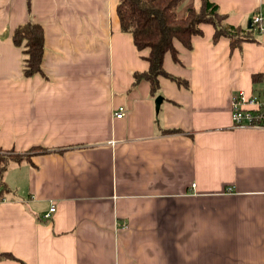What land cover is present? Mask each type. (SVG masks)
Masks as SVG:
<instances>
[{"label":"crops","instance_id":"obj_1","mask_svg":"<svg viewBox=\"0 0 264 264\" xmlns=\"http://www.w3.org/2000/svg\"><path fill=\"white\" fill-rule=\"evenodd\" d=\"M212 1L235 26L264 15V0ZM118 2L0 0V147L45 148L6 171L0 254L16 259L0 264H264V127L231 107L260 89L264 29L232 48L202 23L164 58L182 84L160 76L152 95ZM27 21L44 27L45 75L24 76L12 35Z\"/></svg>","mask_w":264,"mask_h":264},{"label":"trees","instance_id":"obj_2","mask_svg":"<svg viewBox=\"0 0 264 264\" xmlns=\"http://www.w3.org/2000/svg\"><path fill=\"white\" fill-rule=\"evenodd\" d=\"M184 0H119L117 4L121 30L130 32L139 51L147 48L148 69L134 72V84L148 80L151 94L156 95L160 86V76H166L182 84V80L165 69L164 58L172 53L178 60L176 41L185 48L193 47V37L202 34V23H210L214 27L213 41L226 37L232 48H240L246 40H256L252 27L235 26L226 22V15L221 13L219 5L212 0H201L197 9L191 6L181 13L179 8ZM17 46L23 48L24 76L44 74L42 68L45 50V31L40 23L27 21L18 25L12 35ZM254 82L263 80L262 74L253 75ZM42 146H32L27 152L19 153L14 149L0 147V200L11 192L5 177L8 168L15 164L29 161L31 155L43 151ZM16 259L11 253L3 252L0 258Z\"/></svg>","mask_w":264,"mask_h":264},{"label":"built area","instance_id":"obj_3","mask_svg":"<svg viewBox=\"0 0 264 264\" xmlns=\"http://www.w3.org/2000/svg\"><path fill=\"white\" fill-rule=\"evenodd\" d=\"M252 24L261 31L264 29V15L261 13L255 14L252 18ZM264 77V70L262 72ZM239 93L233 96L232 99V119L236 125L240 126H254L264 127V78L261 83L260 89L256 95H246L245 92L238 91ZM126 114L125 106L121 105L117 108L115 116L123 117ZM56 209L55 204L46 213V217H50L51 213Z\"/></svg>","mask_w":264,"mask_h":264},{"label":"water","instance_id":"obj_4","mask_svg":"<svg viewBox=\"0 0 264 264\" xmlns=\"http://www.w3.org/2000/svg\"><path fill=\"white\" fill-rule=\"evenodd\" d=\"M249 27H252V20L249 21ZM162 101V96H158V98L156 99V109L159 108V104L161 103Z\"/></svg>","mask_w":264,"mask_h":264},{"label":"rangeland","instance_id":"obj_5","mask_svg":"<svg viewBox=\"0 0 264 264\" xmlns=\"http://www.w3.org/2000/svg\"><path fill=\"white\" fill-rule=\"evenodd\" d=\"M258 34V33H257Z\"/></svg>","mask_w":264,"mask_h":264}]
</instances>
